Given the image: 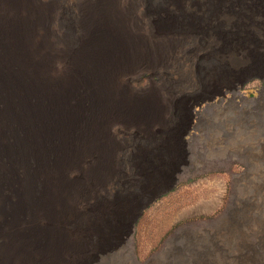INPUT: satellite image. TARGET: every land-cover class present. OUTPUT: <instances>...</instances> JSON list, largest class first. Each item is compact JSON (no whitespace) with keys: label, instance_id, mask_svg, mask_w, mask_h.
I'll list each match as a JSON object with an SVG mask.
<instances>
[{"label":"rangeland","instance_id":"374dc122","mask_svg":"<svg viewBox=\"0 0 264 264\" xmlns=\"http://www.w3.org/2000/svg\"><path fill=\"white\" fill-rule=\"evenodd\" d=\"M95 1L98 0H79L75 6L67 7L65 16L74 26V41L70 43H64L58 34L56 37L52 34L56 39L51 43L47 34L35 30L37 34L31 40L33 47L30 46L33 55L38 48L37 56L43 55L45 60L55 58V66L58 58H63L65 68H59L62 72L55 78L49 76L53 83L49 77L38 75L41 69L36 62L28 71L14 72L17 83L21 84L17 95L23 96L24 102L29 101L27 105L32 108L28 107L29 111L34 110L32 106L38 104L40 97L49 94L51 87L59 85L57 88L63 92L64 80L80 83L72 73V68H79L78 60L72 63V52L81 50L85 38L88 39L91 16L87 10ZM183 1L180 0V4ZM114 3V10L125 23L111 33L112 50H120L114 55L110 69L114 73L107 81L100 80L106 86L103 90L96 81H91L87 92L92 91L97 103L93 121L87 125L83 121L75 122L73 131L67 132L72 143L70 153L62 150L59 154V165L61 158H66L65 154L73 157L74 163L62 174L65 178L61 177L73 187H70L72 195L78 192L81 171L95 164L94 160L97 163L102 160L107 167L103 170L106 178L117 176L118 190L128 195L121 201L131 198V202L125 203L126 207L119 208L124 209L125 217L120 223L124 230L105 243L106 251L96 255L94 264L132 263L126 251L137 264H221L226 252L231 257L234 252H241L237 255L245 264H264V159L257 162L253 157L259 148L258 142H264V79L252 78L264 74V0H190L188 5L185 2L184 10L178 12L170 5L166 14L160 15L162 21L182 24L183 33L173 28L166 30L167 33L156 29L158 36L151 39L146 32L148 20L145 15H139L144 9L141 4L134 5L131 0H114ZM131 5L138 10L130 12ZM43 27L49 28V24L45 22ZM180 42L189 47L185 50L189 51L187 54L181 51L186 56L181 55L185 63L176 56ZM16 54L14 56L18 57ZM133 54L140 60L134 62ZM249 65H254L256 70L251 72ZM239 68H242L240 74ZM142 73L150 76L142 78ZM80 90V106L90 104L86 99L88 95L81 94ZM71 103L76 104L73 100ZM8 105L10 109L15 108L8 103L4 106ZM51 107L54 111L53 102ZM13 112L23 115L18 109ZM186 132L190 133L183 138ZM3 138L0 140L7 142L8 138ZM16 168L17 175L21 176L23 170ZM175 175L177 182L165 192ZM138 187L141 190H136ZM17 189L24 191L22 186ZM118 190L108 189L112 195ZM163 191L165 193L143 211L132 228H128L138 202L147 194ZM100 194L106 200L105 194ZM33 225L37 231H45L49 223L39 219V223ZM23 226L26 230L32 228L22 224L18 229H24ZM60 229L63 236H67V229ZM235 231L237 234L231 243L237 241L242 246L231 250L222 241L228 242V233ZM123 244L125 251L121 250Z\"/></svg>","mask_w":264,"mask_h":264},{"label":"bare ground","instance_id":"6f19581e","mask_svg":"<svg viewBox=\"0 0 264 264\" xmlns=\"http://www.w3.org/2000/svg\"><path fill=\"white\" fill-rule=\"evenodd\" d=\"M78 1L79 0H40L39 3H35L32 0H0V139L3 140V137L8 138L7 142L3 141L4 143L0 140V175L2 176L0 178V264H94L96 255L100 253L104 254L106 251L107 248L105 247V243H107L109 239L118 236L119 232L124 230L120 224L125 217V215H123L124 209L119 210V208L121 206L126 207L125 203L131 202V198L129 196V199H126L125 202L121 201L123 196L128 195L122 194V190H118L120 182L117 176L114 178H109L107 176L106 178L103 173V170L106 171L105 168H107L105 163L102 160L98 161V163L94 160L95 164L91 167L89 166L90 168H86V171H81V174L79 175L80 179L77 181L79 187L76 195H72L70 189L71 186L69 187L67 183L61 180V177L65 178V176L62 175L64 170L74 163L73 157L68 156V153L65 154L66 158H61L59 165L60 152L62 150L69 152L72 146L71 140L68 139L67 132H69V130L73 131V126H76L75 122L83 121L86 122L84 125H87L93 121L97 103L96 98L93 97L94 95L92 94V91L87 92L88 88L91 87V81L93 83L96 81L95 83H97V86H100L103 90L106 86L101 83L100 80L108 79L114 71L110 69L113 65L114 55L120 53V50L116 49V52L112 50L114 45L111 40V33L125 24L121 21L122 17L114 10V0L95 1L89 9L86 4H84L88 9L87 11H90L91 16L88 18V23H90L89 26H91V31L89 30L90 33L88 34L89 40L87 37L85 38L81 50H78L75 47L77 51L74 49L75 51L72 52L74 54L71 58L72 63L74 60L76 62L78 60L79 62L78 70L72 68V73L76 75L80 83L75 84L74 82L71 83L69 79L64 80L65 88L63 92H61L60 88H57L59 85L57 87L50 86L51 89L48 88L49 94L46 93V95L40 97L38 104L32 106L34 107V110L32 111L28 110L30 104L27 105V103L29 101L26 103L22 100L23 96H21V98L19 94V96L17 95V88H19L21 84L19 85L17 83V78L14 76V72L23 73L19 72L20 69L28 71L33 62L39 64L41 75H38L42 78H48L49 76L55 78L59 72H62L58 69L64 67L63 62L61 61L63 58H58L55 66V58L49 60V57L48 60H45L42 57L43 55H40V57L37 56L39 53L38 48H35L37 50L34 53L35 55H33L30 51V46L32 45L31 40L35 34H37L35 33V30L36 32L41 30L43 34H47L51 43L56 39L54 38L55 34H58L59 37L63 39L64 43H68L70 40L71 42L74 41L72 34L74 26L70 25L69 17H66L65 14L67 7H71L72 5L75 6ZM131 1L134 5L141 4L144 7L139 15L142 17L145 15L148 20V29L146 32L149 33V39L156 35V29L167 33L166 30L173 28L175 31L177 30V33L182 32L181 30L184 28L182 24L173 25L170 21H162L163 18L160 15L166 14L170 5L171 8L177 10V12L181 11V9L184 10V7H186L185 2L188 5L190 0H184L185 2L183 1L181 4L180 0H145L144 3V0H142V3H137L141 2V0H136V3L134 2L135 0ZM242 6L243 4H241V7ZM128 8L130 12L138 10L133 5ZM187 9L188 7L185 8V10ZM128 15L129 18L130 14ZM159 16L160 18L158 19L157 17ZM45 22L49 24V28L43 27ZM124 27L125 25L123 28ZM21 28H23V30H21ZM187 39L190 40V36H188ZM186 49H189L187 45L181 42L177 44L179 56H176L178 60L183 61V58L186 57L184 54L189 52H185ZM181 51L185 53L183 54ZM14 53H17L18 57L14 56ZM76 53H79V56H77ZM143 53L145 56V52L142 51V54ZM25 57L28 59V62H25ZM132 57L134 62L140 60L135 54H133ZM29 58L32 60L31 62H29ZM171 58L172 57H170V59ZM183 62L185 63V61ZM51 63L54 64L52 65ZM14 65H18V67L16 68ZM253 66L254 65L248 66V69L251 72L256 70ZM114 67L118 69L117 66ZM239 69L240 74L242 68ZM65 71L64 73H66ZM65 75L67 76V74ZM68 76H70V74ZM50 77L48 80H50ZM252 78L263 80L264 74H256ZM23 85H25V83ZM107 86L109 87L110 85ZM38 87L39 86H37V88ZM80 89H82V91ZM236 89L238 90V88ZM79 90L81 91V94L88 95L86 96V99L90 104L83 103L80 106L81 103H79L78 99ZM6 100L8 102H6ZM72 100L75 101L76 104L71 103ZM52 102L54 104V111L51 107ZM5 103L12 104V107L18 109V112L20 110L22 112L20 114L23 115L19 116L18 114H15L13 112L14 109H10L9 105L4 106L6 105ZM35 114H37V116H35ZM131 114L132 113H130V115ZM189 133L190 132H186L183 135V138ZM64 136L67 139L64 140ZM86 137L87 136H85V138ZM184 143L186 142L184 141ZM257 145H259V148L257 150L255 149L256 152H254L253 157L255 161L261 162L262 159H264V142L259 141ZM49 157H52V159L49 160ZM55 163L59 166H56ZM16 167L23 170L21 176L17 175L16 171L18 170ZM98 172L99 174L97 175ZM72 174L73 173H71V175ZM4 175L5 177H3ZM66 175H69V173ZM75 177H77V175ZM66 179L69 178L67 177ZM176 182L177 178L175 175L172 181L165 187V192L172 188ZM17 186H22L24 191L17 189ZM110 188L118 191L112 195L111 192L109 193L108 191ZM136 190L141 189L138 187ZM100 192L105 194L106 198L104 199L106 200H103L101 197L103 194H100ZM165 192L163 191V193L153 195L147 194L142 200H140L136 205V208L132 211L133 214L129 221L128 228H132L134 222L142 215L143 211ZM110 196L111 198H114V200H111ZM115 209L119 210V212ZM112 217H116V219L113 220L111 219ZM39 219H41L42 222L49 223L45 231H37V228L31 226L33 223L34 225L36 222L39 223ZM22 224L30 225L32 228L26 230L23 226L24 229L19 230L18 227L22 226ZM61 226L63 228L65 227L68 231L67 236L65 235V232V237L60 229L62 228ZM127 234L128 233H126L125 236H127ZM236 234V231L228 233V242L222 241V243L226 245V248L229 247L233 250L242 246L241 243L237 241L231 243V239ZM169 245L170 243H167V246ZM262 246L263 245H261V247ZM121 250H124V244L122 245ZM224 251L226 252V249H224ZM162 253L164 254V252ZM237 253L241 252H234L231 257L229 256V253L226 252L225 256L221 259V264H245L241 258H239L240 256H238L239 254L237 255ZM126 254L130 260L129 262H132L129 264H137L133 262L127 251ZM160 256H162V254H160ZM85 258H87V260ZM208 264L210 263L208 262ZM250 264H254V262H251Z\"/></svg>","mask_w":264,"mask_h":264},{"label":"trees","instance_id":"16d2710c","mask_svg":"<svg viewBox=\"0 0 264 264\" xmlns=\"http://www.w3.org/2000/svg\"><path fill=\"white\" fill-rule=\"evenodd\" d=\"M141 75H142V76H141L142 78H147V77H149V76H150V74H149V73H142Z\"/></svg>","mask_w":264,"mask_h":264},{"label":"clouds","instance_id":"9594fccd","mask_svg":"<svg viewBox=\"0 0 264 264\" xmlns=\"http://www.w3.org/2000/svg\"><path fill=\"white\" fill-rule=\"evenodd\" d=\"M193 106H194V105H193ZM193 106H192V107H193ZM195 107H197V106H195ZM186 137H187V136H186ZM186 158H187V156H186ZM187 160H188V158H187Z\"/></svg>","mask_w":264,"mask_h":264}]
</instances>
